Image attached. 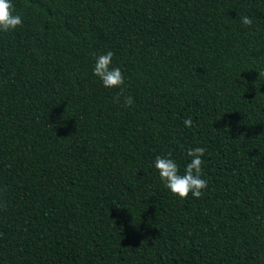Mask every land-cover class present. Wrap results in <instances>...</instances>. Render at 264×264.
Wrapping results in <instances>:
<instances>
[{"label": "trees", "instance_id": "trees-1", "mask_svg": "<svg viewBox=\"0 0 264 264\" xmlns=\"http://www.w3.org/2000/svg\"><path fill=\"white\" fill-rule=\"evenodd\" d=\"M12 4L0 264H264V0ZM109 50L130 107L93 74ZM197 146L208 186L181 199L155 157L183 174Z\"/></svg>", "mask_w": 264, "mask_h": 264}, {"label": "clouds", "instance_id": "clouds-1", "mask_svg": "<svg viewBox=\"0 0 264 264\" xmlns=\"http://www.w3.org/2000/svg\"><path fill=\"white\" fill-rule=\"evenodd\" d=\"M241 22L245 26L253 24V20L247 15L241 17ZM22 24V16L15 12L12 0H0V32L13 31L17 27L22 26ZM113 57L114 53L111 50L97 56L93 67V74L101 80L104 87L120 88V92L114 97L115 102L120 103L121 97H123L124 106L130 107L134 104V99L130 95H124V88L122 87L125 83L124 74L119 67L112 66ZM259 75H264V72L259 73ZM183 124L185 127H192L193 122L191 117L185 119ZM205 152L206 149L204 147L189 148L187 156L191 159L185 166L183 174L180 173L177 162L170 158L171 153L157 155L154 166L158 170L164 186L181 199L187 198L189 193L194 198L199 199L202 196V190L208 186V181L202 178V166L204 164L202 157Z\"/></svg>", "mask_w": 264, "mask_h": 264}]
</instances>
